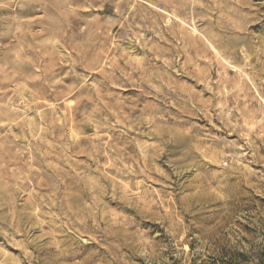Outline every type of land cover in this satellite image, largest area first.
Masks as SVG:
<instances>
[{
    "label": "rangeland",
    "instance_id": "rangeland-1",
    "mask_svg": "<svg viewBox=\"0 0 264 264\" xmlns=\"http://www.w3.org/2000/svg\"><path fill=\"white\" fill-rule=\"evenodd\" d=\"M263 260L264 0H0V264Z\"/></svg>",
    "mask_w": 264,
    "mask_h": 264
},
{
    "label": "trees",
    "instance_id": "trees-1",
    "mask_svg": "<svg viewBox=\"0 0 264 264\" xmlns=\"http://www.w3.org/2000/svg\"><path fill=\"white\" fill-rule=\"evenodd\" d=\"M264 261V260H263ZM260 264H263V262L262 261H260Z\"/></svg>",
    "mask_w": 264,
    "mask_h": 264
},
{
    "label": "bare ground",
    "instance_id": "bare-ground-1",
    "mask_svg": "<svg viewBox=\"0 0 264 264\" xmlns=\"http://www.w3.org/2000/svg\"><path fill=\"white\" fill-rule=\"evenodd\" d=\"M244 30V29H243ZM245 30H247V28H245Z\"/></svg>",
    "mask_w": 264,
    "mask_h": 264
}]
</instances>
